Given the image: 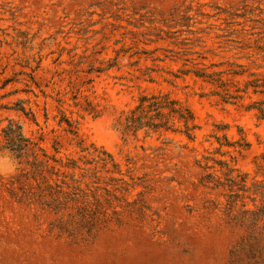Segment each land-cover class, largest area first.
Returning <instances> with one entry per match:
<instances>
[{"label": "rangeland", "instance_id": "374dc122", "mask_svg": "<svg viewBox=\"0 0 264 264\" xmlns=\"http://www.w3.org/2000/svg\"><path fill=\"white\" fill-rule=\"evenodd\" d=\"M253 81L264 0H0V264H264Z\"/></svg>", "mask_w": 264, "mask_h": 264}, {"label": "trees", "instance_id": "16d2710c", "mask_svg": "<svg viewBox=\"0 0 264 264\" xmlns=\"http://www.w3.org/2000/svg\"><path fill=\"white\" fill-rule=\"evenodd\" d=\"M249 86L255 88L254 92L263 93L264 94V81L262 83L255 84V81L250 82ZM261 89V90H258ZM239 98V97H236ZM145 103H147L145 105ZM264 101H261L257 104L251 105L248 108L254 109L260 113L261 117H264ZM143 108H147L149 113H152V117L150 120L143 122L140 117L132 116L128 120V128L133 129H141L146 127L147 129H164L171 130L170 123L173 120H177L183 123V133L185 136H189V131L192 127L188 126V123L192 121V116L188 110H185L186 113L183 114L181 109L178 107L177 103L173 100H169L167 96L161 97H142L140 98L139 105L137 106L136 111L141 113ZM4 135L6 136V140L10 145V149L13 152H21V147L19 143L24 141L21 133L20 127L10 124V127L4 131Z\"/></svg>", "mask_w": 264, "mask_h": 264}]
</instances>
